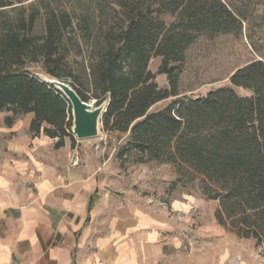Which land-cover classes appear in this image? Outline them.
Wrapping results in <instances>:
<instances>
[{
	"label": "trees",
	"instance_id": "trees-1",
	"mask_svg": "<svg viewBox=\"0 0 264 264\" xmlns=\"http://www.w3.org/2000/svg\"><path fill=\"white\" fill-rule=\"evenodd\" d=\"M26 1L0 0V111L11 113L6 124L32 114L31 136L53 139L55 149L66 139L73 144L68 100L33 67L70 79L82 100L107 101L100 129L125 136L114 154L120 168L171 164L178 175L173 185L196 181L218 202V224L264 245V55L232 72L229 85L179 96L188 50L200 37H239V12L225 0H99L96 14ZM13 3L20 5L7 15L3 8ZM155 57L161 60L152 72ZM157 74L166 75L167 87H159Z\"/></svg>",
	"mask_w": 264,
	"mask_h": 264
},
{
	"label": "crops",
	"instance_id": "crops-1",
	"mask_svg": "<svg viewBox=\"0 0 264 264\" xmlns=\"http://www.w3.org/2000/svg\"><path fill=\"white\" fill-rule=\"evenodd\" d=\"M0 111V264H165L182 252L166 210L39 145ZM58 150L61 159L54 158ZM172 236V237H170Z\"/></svg>",
	"mask_w": 264,
	"mask_h": 264
},
{
	"label": "rangeland",
	"instance_id": "rangeland-1",
	"mask_svg": "<svg viewBox=\"0 0 264 264\" xmlns=\"http://www.w3.org/2000/svg\"><path fill=\"white\" fill-rule=\"evenodd\" d=\"M29 1L31 0L24 3ZM98 1L44 0L43 5L67 10L75 8L81 12L96 14ZM225 2L242 16V33L239 37L231 34L219 35L213 39L200 37L187 52L180 76L179 96H202L211 89L229 85L232 72L264 55V0ZM19 5L13 3L3 9L11 16ZM160 60V57L151 59L149 68L152 72L157 71ZM33 70L37 74L42 73L38 66H34ZM63 80L71 81L67 78ZM155 80L159 87H167L165 74H157ZM234 88L240 95H250L244 88ZM95 102L93 98L88 101L94 106ZM169 102L170 99L162 101L154 108H160ZM31 115L19 117L18 124L23 131ZM42 136L39 145L51 148L52 142ZM124 138L123 134L105 133L99 129L97 137L85 140L75 138L73 144L66 139L63 149L65 154L69 153V157L73 158V164L88 165L91 168L100 165L103 178L123 187L126 185L146 204L166 210L167 227L174 231L175 240L181 245L182 252L175 260H167L165 264H264V245L256 244L252 237H238L218 224L214 217L218 202L207 199L197 187L196 181L173 185L178 175L171 164L149 162L120 168L114 154ZM52 153L54 158L61 159L58 150H53Z\"/></svg>",
	"mask_w": 264,
	"mask_h": 264
},
{
	"label": "water",
	"instance_id": "water-1",
	"mask_svg": "<svg viewBox=\"0 0 264 264\" xmlns=\"http://www.w3.org/2000/svg\"><path fill=\"white\" fill-rule=\"evenodd\" d=\"M46 84L60 91L68 100L72 114V134L77 140H85L99 135L101 116L106 110L107 101L93 105L81 99L69 82L46 75L37 74Z\"/></svg>",
	"mask_w": 264,
	"mask_h": 264
}]
</instances>
